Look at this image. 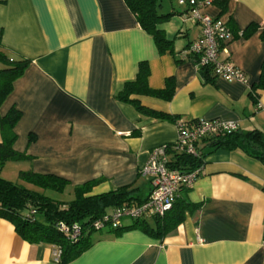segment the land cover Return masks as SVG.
I'll list each match as a JSON object with an SVG mask.
<instances>
[{"label":"crops","instance_id":"crops-1","mask_svg":"<svg viewBox=\"0 0 264 264\" xmlns=\"http://www.w3.org/2000/svg\"><path fill=\"white\" fill-rule=\"evenodd\" d=\"M171 10L179 12L158 27L172 45L160 54L124 0H0V49L30 59L0 106L1 115L20 112L12 148L28 158L18 161L19 171L57 175L71 186L102 177L89 194L130 186L145 198L150 184L140 169L150 149L176 140L177 129L116 99L143 60L149 86L162 88L172 77L174 94L137 96L142 105L186 121L221 119L237 122L239 131H264V90L257 100L249 94L264 56V0H228L223 14L213 5L201 9L237 29L227 48L246 83L211 72L204 79L190 57H180L200 26L181 15L176 0H161L159 12ZM250 23L259 28L241 36ZM203 161L192 186L176 194L196 206L173 232L96 231L90 246L63 264H264V163L239 149L207 152ZM55 248L25 241L0 218V264H60Z\"/></svg>","mask_w":264,"mask_h":264},{"label":"trees","instance_id":"trees-1","mask_svg":"<svg viewBox=\"0 0 264 264\" xmlns=\"http://www.w3.org/2000/svg\"><path fill=\"white\" fill-rule=\"evenodd\" d=\"M136 18L138 25L153 39L160 54L171 49L172 41L166 39L163 30L158 25L179 11L160 13L161 0H124ZM177 5L183 8L181 15L194 7L213 5L219 9V14L227 10L228 0H185ZM218 18V17H217ZM234 36L237 29L231 27L228 21L225 23ZM256 23H250L240 34L248 37L257 29ZM259 38L264 41V27L259 32ZM188 46V45H187ZM186 46V47H187ZM30 59L19 57L10 58L0 49V106L6 100L12 90L13 81L18 78L28 66ZM202 77L208 78L209 68H200ZM150 70L147 61H140L137 65L135 77L125 81L122 89L116 95V99L131 105L140 115L152 116L159 120L175 122V115L156 111L141 104L137 96L146 95L169 100L174 94V80L166 77L162 88H152L148 84ZM257 90H264V56L260 64L258 80L250 87L249 94L257 100ZM20 117V112L10 108L5 114H0V167L7 160H23L28 158L22 152L12 148L15 140L13 127ZM200 146L198 156H190L184 153H174L170 156V165L182 171H190L203 164V158L207 152L218 149H239L247 156L264 163V131L251 129L248 131H231L208 139H204ZM208 151L205 152V148ZM19 179L23 183L32 185L28 187L20 182H13L0 175V218L9 221L15 232L29 243H45L59 248L58 262L63 264L72 260L91 244V234L100 231L91 228V220L100 217L112 207L122 204H138L145 200L135 194V188L122 186L103 193L89 194L91 188L103 178H95L77 185L60 176L53 174H41L31 170L19 171ZM70 188L73 198L69 201L56 200L45 194V190L63 192ZM185 189V188H184ZM264 192V185L261 187ZM183 199H174L171 208L162 217H153L150 222L147 219L129 220V224H123L110 229L113 233L130 228H140L145 233L162 238L173 232L183 221L184 212L195 207ZM63 221L67 224L79 222L81 235L71 241L64 233L60 232L56 225ZM264 239V231H263Z\"/></svg>","mask_w":264,"mask_h":264},{"label":"built area","instance_id":"built-area-1","mask_svg":"<svg viewBox=\"0 0 264 264\" xmlns=\"http://www.w3.org/2000/svg\"><path fill=\"white\" fill-rule=\"evenodd\" d=\"M183 4L185 0H177ZM202 7L191 8L185 18L192 20L200 26L196 39L182 49L178 55L182 58L190 57L199 68H209L214 77L226 81L247 82L245 73L230 59L227 43L232 33L220 18L201 11ZM176 140L153 147L148 152V157L140 169V175L149 180L150 189L144 201L138 204H122L112 207L100 217L91 220L94 230L114 229L123 224L124 220L147 219L162 217L169 211L176 194L184 188H190L201 172V167L190 171L172 168L170 156L174 153H184L190 156L200 154V143L226 132L238 130V123L221 119L186 121L177 119ZM57 229L64 233L71 241L81 235L79 222L67 224L60 221ZM60 250H54L56 261L59 259Z\"/></svg>","mask_w":264,"mask_h":264},{"label":"rangeland","instance_id":"rangeland-1","mask_svg":"<svg viewBox=\"0 0 264 264\" xmlns=\"http://www.w3.org/2000/svg\"><path fill=\"white\" fill-rule=\"evenodd\" d=\"M19 160H7L0 167V175L10 181L19 182V170L24 168L18 162ZM46 195L60 201H69L73 198V193L70 188H66L63 192L53 190H45Z\"/></svg>","mask_w":264,"mask_h":264}]
</instances>
